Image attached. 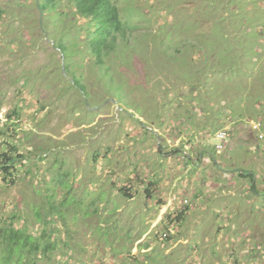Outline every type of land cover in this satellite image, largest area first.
Masks as SVG:
<instances>
[{"label":"rangeland","instance_id":"1","mask_svg":"<svg viewBox=\"0 0 264 264\" xmlns=\"http://www.w3.org/2000/svg\"><path fill=\"white\" fill-rule=\"evenodd\" d=\"M115 2L129 28L130 47H119L105 70L74 58L84 65L76 69L90 96L71 91L62 97L57 86L47 85L57 84L63 71L64 58L50 37L62 26L54 24V14L41 16L37 0H0V122L19 109L23 124L15 133L7 127L8 136L20 140V152L30 158L16 185L0 180V219L16 214L40 233L34 211L49 208L55 175L48 169L57 160L62 173H71L75 194L65 203L66 226L55 216L61 244L40 264H152V257L155 264H264V139L258 136L264 135V0ZM195 55L209 60L196 75ZM225 128L231 138L218 154L214 134ZM194 147L213 156L201 180L227 179L216 168L225 164L245 175L227 172L230 186L249 182L242 213L224 212L229 220L216 222L225 226L222 242L212 214L195 224V210L180 227L161 222L150 231L156 218L151 216L168 193L156 191L150 199L147 182L159 180L162 192L167 181L182 176L174 170L182 165L184 179H195L200 169L194 161L199 152H190ZM97 153L109 160H95ZM251 175H258V196L250 190ZM131 181L138 193L126 198L117 187ZM60 191L55 202L63 198ZM236 200L237 195L229 201ZM76 201L89 216L81 212L76 218ZM164 221L169 224V217ZM168 230L171 242L162 239ZM179 237L194 238L167 255Z\"/></svg>","mask_w":264,"mask_h":264},{"label":"trees","instance_id":"2","mask_svg":"<svg viewBox=\"0 0 264 264\" xmlns=\"http://www.w3.org/2000/svg\"><path fill=\"white\" fill-rule=\"evenodd\" d=\"M38 1L45 18H49L51 17V14H54L52 16V18L55 19L54 24H56V26H62L61 28H63V31L56 35L50 31L49 32L51 39L54 41L55 49L58 54H61L64 58L63 65L65 66L66 75H64L62 71L59 79H56L58 80L57 84L50 81L47 85L57 86L56 89L58 93L62 94V97L67 96L71 91L78 93L80 96L81 94H86L87 97H89L90 94L85 85L84 76L79 74L76 69V67H82L84 65L75 64L74 58L81 56L83 60L87 59V62L93 63V65L100 68V70H105L103 68L107 63V60L110 59L113 53L117 52L119 47L122 46L127 49L130 47V39L127 34L129 28L123 21L118 4L115 0ZM209 51L213 54L215 52V47H210ZM194 52L196 53V48L194 49ZM195 58H197L195 64H198V66L195 67L196 75L197 73H201L207 67L209 60H203L201 55L198 57L195 55ZM107 70H109V68H106V71ZM205 76L207 77L209 75L205 74ZM68 77L71 78L72 81ZM196 85L197 81L194 84V88H197ZM192 90L193 88L191 91ZM7 119L8 122H0V180L4 186L12 187L21 179L19 173L22 167L24 168V166H27L26 162L30 160V158L20 152V140L9 138L8 136V130L15 133L16 128L23 124L19 109L16 108L8 113ZM5 127L6 129H4ZM260 135L262 134H258L259 137ZM7 137L9 139H7ZM196 148L197 147H194V151H191L194 155L196 154L194 152H197ZM49 152L51 151L49 150ZM47 153L40 155L41 162L47 160ZM177 155L186 157L183 152H180ZM99 157L102 160H109V157L101 156L99 153H97L94 158L97 160ZM52 164L53 167L48 169V172L52 171L55 177L51 180V183L54 185L53 188L50 189L51 191H49L50 193L52 192V194L47 197L49 200V208L46 209L44 213H41L39 210L34 211L38 223L42 225V230L38 235H35V233H33V227L30 226L23 217L17 216L16 214L12 215L8 221L0 219V264H40L42 259L54 254L59 248L61 238L60 230L59 228L57 229L55 222V216L58 220H63V224L66 226L64 221L66 219L67 210L70 206L65 203L70 197L74 196L75 190L73 184L71 182L69 184L71 173H62V168L57 165V160ZM56 167H58L59 170H57ZM238 175L241 178H245V175H240L239 173ZM44 176L47 175L44 174ZM250 177L253 184L256 175H251ZM157 181L159 180L147 182L148 188L145 191L150 199L154 198L157 186L160 183ZM58 188H61L63 198L59 199L58 202H55L58 198L57 194L61 195V191L58 192ZM117 188L118 192L126 198H132L138 193L134 191L135 187L133 183L125 184L124 186ZM250 190L252 193L258 195L256 185ZM76 203H81L78 204V206L74 203V206H72L74 207V211H77L76 218L81 212H83L82 214L84 216L90 215L88 214L87 209L83 207L82 202L76 201ZM189 210L190 207L185 206L181 211H177L169 217V224H167L166 221H163L162 223L170 228L171 226L180 227L187 221ZM94 213H98L97 206L94 209ZM104 222L108 223L109 221L105 220ZM168 231V233H164L167 235V238L163 239L162 237L163 240H171V232L170 230ZM139 248L140 251L143 249L142 246ZM67 257L69 256L67 255ZM149 259L151 260L150 263L155 264L153 257Z\"/></svg>","mask_w":264,"mask_h":264},{"label":"crops","instance_id":"3","mask_svg":"<svg viewBox=\"0 0 264 264\" xmlns=\"http://www.w3.org/2000/svg\"><path fill=\"white\" fill-rule=\"evenodd\" d=\"M198 152H199L198 155L197 154L195 155L197 159L194 160L196 163H198L199 165L198 169L200 170L197 172V174H195L196 175L195 179L193 180L184 179L187 170L186 169L181 170L182 168L185 167L184 165H182V167L177 166L174 169L175 171L180 170L179 171L180 173H182L183 171L181 177L177 178L176 180L171 179V181H167L166 182L167 185H163L162 187L163 189L162 192H160V189H158L159 186H157L156 189L157 193L159 194L160 193L162 194L164 192L168 193V197L164 199L165 203L163 202V204L159 205L160 207L156 205V207L158 206L156 210L154 205L151 206L152 210L153 209L155 210L151 217H156V218L154 219V225L152 226V229H150V231L157 228V224H161V222H163L166 218L171 217L175 212L181 211L183 208H185V206L187 207L189 206L190 210L188 211V218H190V216L192 217L191 213L194 210L197 213H199L200 221H196L195 224L201 223L204 215L208 213L212 214V220L214 221L213 226L214 229H216L215 235H217L218 237L217 241L222 242L223 239H221V236L223 234V228L225 226H216V222L221 221L223 219L229 220L228 218L224 217V212H226V214L228 213L231 214L235 210L237 214L242 213L240 201L243 200L244 194H246V191H248L249 189V182H244L243 181L244 179L243 180L241 179L237 181L238 184L235 187L230 186L231 180L228 177L227 172H235L238 169H234V170L226 169L225 167L227 166H225V164H217L216 168L218 167L222 172H224L227 179L213 177L214 179L210 178L209 180H201L200 178L202 176L203 171L205 170L206 167H208L206 163L207 162L210 163V161L213 160L210 157V155H208L205 149H201ZM183 154L187 155V152H184ZM218 154H221V152H218ZM235 173L238 174L237 172ZM258 184L259 182L257 175L255 182L252 184V186H250V188L256 185V189L259 190ZM235 195H237V200L230 202L229 200L231 199V197H234ZM255 196L258 195L255 194ZM175 232H178V230L172 233ZM170 238H171L170 240L171 242L172 237L170 236ZM191 239H184L179 237L178 239L173 241L172 246L166 251V254L172 256L174 250L178 249L182 245L183 246L188 245L191 242ZM207 242L209 243L210 239L207 240ZM185 258L189 260L192 259V257H189V254H186ZM229 264H232L230 260H229Z\"/></svg>","mask_w":264,"mask_h":264},{"label":"built area","instance_id":"4","mask_svg":"<svg viewBox=\"0 0 264 264\" xmlns=\"http://www.w3.org/2000/svg\"><path fill=\"white\" fill-rule=\"evenodd\" d=\"M260 123H255L254 128H258L260 127ZM230 130L229 128L227 129H222L219 132H217L215 134V140L217 141V144L215 145V148L218 152H222V150L225 149L226 145H227V141L230 139ZM260 138H264V135H260ZM212 144V143H211ZM164 238H167V235L164 234Z\"/></svg>","mask_w":264,"mask_h":264},{"label":"water","instance_id":"5","mask_svg":"<svg viewBox=\"0 0 264 264\" xmlns=\"http://www.w3.org/2000/svg\"><path fill=\"white\" fill-rule=\"evenodd\" d=\"M37 3H38V8H39V10H40V12H41V16L43 15V13H42V11H41V9H40V4H39V1L37 0ZM49 41H51L52 42V40H49ZM53 43V42H52ZM63 73H64V75H66V71H65V66L63 65ZM69 78V77H68ZM71 81H72V79L71 78H69ZM88 103V102H87ZM156 134H157V132H155ZM158 135V134H157ZM158 137H159V135H158ZM189 153H187V155H188ZM190 155V156H189ZM188 155V157H190V158H192V156H191V154H189ZM211 157H213V156H211ZM195 161V160H194ZM236 172L237 173H241V171L238 169V170H236Z\"/></svg>","mask_w":264,"mask_h":264},{"label":"flooded vegetation","instance_id":"6","mask_svg":"<svg viewBox=\"0 0 264 264\" xmlns=\"http://www.w3.org/2000/svg\"><path fill=\"white\" fill-rule=\"evenodd\" d=\"M207 152V151H206ZM210 164H214V162L213 161H211V163ZM212 166H214V165H212Z\"/></svg>","mask_w":264,"mask_h":264},{"label":"clouds","instance_id":"7","mask_svg":"<svg viewBox=\"0 0 264 264\" xmlns=\"http://www.w3.org/2000/svg\"><path fill=\"white\" fill-rule=\"evenodd\" d=\"M163 239H166V238H164V236H163Z\"/></svg>","mask_w":264,"mask_h":264}]
</instances>
